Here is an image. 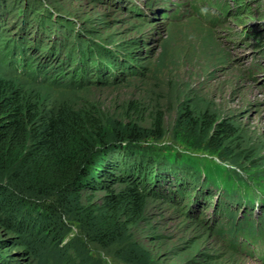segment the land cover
<instances>
[{
    "label": "rangeland",
    "instance_id": "obj_1",
    "mask_svg": "<svg viewBox=\"0 0 264 264\" xmlns=\"http://www.w3.org/2000/svg\"><path fill=\"white\" fill-rule=\"evenodd\" d=\"M239 1L0 0V77L45 109L134 128L141 145L177 157L222 196L215 214L217 197L191 201L161 183L138 206L102 189L47 197L54 226L40 233L44 222L29 223L23 256L5 243L10 264H264V0ZM38 3L52 23L39 35ZM85 45L92 62L81 75L93 81L84 84L71 78L74 46ZM187 113L228 123L232 135L207 150L178 128ZM8 234L0 228V240Z\"/></svg>",
    "mask_w": 264,
    "mask_h": 264
},
{
    "label": "trees",
    "instance_id": "obj_2",
    "mask_svg": "<svg viewBox=\"0 0 264 264\" xmlns=\"http://www.w3.org/2000/svg\"><path fill=\"white\" fill-rule=\"evenodd\" d=\"M38 6L32 12V26L37 35L52 24L39 3ZM23 10L26 11L24 7ZM4 40L1 39V43ZM75 46L80 61L76 64L78 73L71 79L77 77L84 84L92 82L93 78L85 79L81 75L90 74L85 60L91 59L92 48L85 45L81 53ZM44 53L52 55V47ZM73 71L71 69L69 75ZM94 71L103 72L98 67ZM177 124L188 137L198 140L199 136L204 141L202 147L216 153L223 140L233 132L228 123L217 122L211 117L196 122L189 113L181 114ZM139 136L132 127L107 129L86 112L45 109L41 99L22 94L11 80L0 77V228L10 232L0 240V264L14 261L6 255L5 243L17 244V256H23L28 245L23 246L20 236L31 230L29 223L34 226L44 222L40 233L54 226L57 210L47 197H75L83 190L102 189L109 192L106 196L113 203L138 206L140 194L155 193L153 188L161 183L170 187L171 193H185L191 201L197 200L198 193L212 200L217 197L214 214L218 212L222 196L218 195L216 185L200 181L202 176L177 161V157H164L151 146L141 145ZM115 184H123V188L111 193ZM192 190L195 191L193 197L190 196ZM27 239L29 242L31 236Z\"/></svg>",
    "mask_w": 264,
    "mask_h": 264
}]
</instances>
